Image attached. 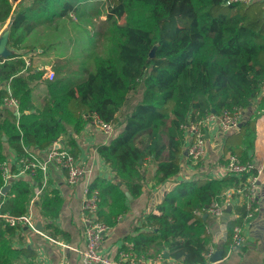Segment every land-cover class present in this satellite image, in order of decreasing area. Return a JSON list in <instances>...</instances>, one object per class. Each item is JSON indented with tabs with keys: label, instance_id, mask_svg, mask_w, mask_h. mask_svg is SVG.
<instances>
[{
	"label": "trees",
	"instance_id": "16d2710c",
	"mask_svg": "<svg viewBox=\"0 0 264 264\" xmlns=\"http://www.w3.org/2000/svg\"><path fill=\"white\" fill-rule=\"evenodd\" d=\"M88 17L98 20L96 31L109 43L57 58L52 64L54 77L47 81L48 96L38 105L29 104V83L43 70L26 66L16 50L66 47L72 41L71 34L65 36L68 26L77 20L80 34L91 21ZM4 24L14 52L0 59V102L8 85L18 109L32 110L16 120L3 107L0 161L2 135L24 154L26 148L48 147L61 135L73 137L70 128L78 132L94 117L109 123L113 134L97 151L115 179L96 178L92 186L101 196L99 217L110 226L126 209L125 190L132 197L141 193L147 160L156 166L157 183L180 171L182 125L225 109H244L264 84V0H103L97 9L83 0H30L14 6L0 0V27ZM44 27L52 28L50 43L43 38L47 30L39 33ZM256 117L251 114L236 132L225 136L224 152L248 160L245 149L253 143ZM246 177L229 174L179 182L164 195L160 213L145 216L147 228L128 237L132 244L126 249L144 256L167 252L174 264H204L213 240L205 229L206 207L220 200L225 188L241 187ZM29 190L24 181L11 183L13 195H6L1 211L24 212ZM235 207L238 217L227 220L226 249L232 226L250 220L245 204ZM5 230L10 233L12 227ZM4 253L0 250V264H8Z\"/></svg>",
	"mask_w": 264,
	"mask_h": 264
},
{
	"label": "crops",
	"instance_id": "0c3cea01",
	"mask_svg": "<svg viewBox=\"0 0 264 264\" xmlns=\"http://www.w3.org/2000/svg\"><path fill=\"white\" fill-rule=\"evenodd\" d=\"M5 27L6 24L0 27V34ZM7 46L11 52H14L8 43ZM58 48L60 47L55 45L44 51L39 47L32 50L26 48L16 50L26 66L43 70L39 79L29 83L31 87L29 104L38 105L43 97L48 96V79L45 77L46 70L43 68L47 65H44L42 61L49 59V55H53ZM63 48L67 51L68 46L66 48L63 46ZM61 55L60 59L68 58V55ZM51 69L53 70L52 65ZM22 73L25 74L24 72ZM10 92L12 94L11 89ZM12 96L18 102V99L13 94ZM3 98L0 102V114L3 113V107H6L17 120L19 116L32 110L20 111L18 105L17 108L6 106L3 104ZM254 113L257 114V117L254 124L253 143L245 149V152L248 158L247 161L261 168V173L258 175L255 185L257 210L253 218L241 224L245 237L243 248L240 247L229 254L226 253L227 249L224 243L227 239V220L238 217L235 206L244 205L245 194L244 192L237 193L235 188L231 186L222 191L220 200L224 205V214L218 218L206 215L207 224L210 226V231L213 235L211 244L215 246V250L218 246L223 248L222 259L215 262L210 261V264H264V97H261L259 93L252 99L250 105L243 109L241 122L244 123ZM203 129L206 142V155L203 159L195 163L190 162L185 153L187 143L185 138L181 168L174 177L161 183L155 182L156 166L152 161L147 160L144 164L145 183L141 193L137 197H132L131 195L127 197L126 195L124 202L126 209L116 217V222L113 225H108L99 217L109 226V230L104 235L101 243V251L117 264H127L124 259L120 258V252L128 251L126 248L132 244L128 237L147 228L143 227L145 216L150 212L160 213L158 206L161 204L164 195L179 182L187 181L194 177L221 179L228 175L224 173L223 169L221 171L220 167V165L225 163L227 155L230 154L223 151L224 138L227 134H222L217 124L213 123L205 125ZM69 130L73 137L61 135L58 139L86 168H91L92 180L103 178L107 181H113L115 173L103 161L97 151L98 146L107 143L110 137H107L92 123L84 124L78 132L71 131V128ZM1 139L4 157L0 164L5 161L9 163L11 171H17L19 166L16 159L23 154H18L8 144L5 135H2ZM53 142L44 149L31 147L25 150L33 152L39 158H43L45 151L48 150ZM0 177L2 179L1 170ZM18 180L26 182L30 188L28 199L25 202V210L20 214L29 213L35 229L9 226L12 227L9 233L5 230L8 225L4 222L0 224L1 230L4 232L0 239V250L3 251L5 249L4 257L8 264H84L75 251V249L83 248L85 245L84 225L80 214L83 199V182L80 181L73 185L69 184L65 170L53 164L48 166L46 173L36 170L32 176L23 174L18 179L7 183L9 188L5 192H2V189L7 184L0 186L2 187L0 192L1 213H9L8 211L2 212L1 206L7 198L6 195L11 193V183ZM43 183L44 187L36 195V188ZM126 192L128 191L125 190V194ZM11 194L13 195V193ZM105 210H107L106 207ZM163 253H160L162 258L156 264H174V261L169 257L165 258Z\"/></svg>",
	"mask_w": 264,
	"mask_h": 264
},
{
	"label": "built area",
	"instance_id": "2783aa9c",
	"mask_svg": "<svg viewBox=\"0 0 264 264\" xmlns=\"http://www.w3.org/2000/svg\"><path fill=\"white\" fill-rule=\"evenodd\" d=\"M230 1H243L251 2L252 0H228ZM45 77L48 80L53 79L54 71L47 70ZM7 95L3 98V104L17 108L18 102L12 96L9 87H6ZM259 94L264 97V84L261 86ZM243 115V109L228 110L225 109L218 114H209L204 119L198 122L189 121L187 124L182 125L184 129V136L186 138L185 153L190 162L195 163L203 159L206 155V142L204 138V126L207 124H217L219 131L222 134H230L236 132L239 128ZM92 124L99 128L107 137L113 134L112 125L107 122L99 120L94 117ZM18 170L11 171L9 163L3 161L0 164L1 176L3 184H7L14 179H18L23 174L32 176L36 170H41L46 173L48 166L53 164L60 167L66 172L67 182L71 185L80 181L83 182L82 194L83 199L81 202L80 214L84 225L85 245L83 248L75 249L84 264H117L109 256L101 251V243L104 235L109 230V226L99 218L98 209L101 202V196L98 188L92 186V171L91 168H86L71 151L62 144L60 139H57L45 151L43 158H39L33 152L25 151L17 159ZM221 171L223 169L225 174L240 177L247 174L245 184L239 188H235L237 193L245 194L244 204L248 210L246 218H253L256 213L257 207L255 204V185L258 175L261 173V168L254 165L250 161L242 162L234 154H228L223 165H220ZM44 183L37 187L35 194L37 195ZM2 187H0L1 192ZM206 215L212 218L221 217L224 214V205L221 200H213L206 207ZM0 219L12 227H24L26 229H35L32 217L29 213L13 215L9 213H1ZM206 231H210V226L205 225ZM245 241L242 227L239 224L232 226L229 236V245L226 253L240 248ZM215 251V246L210 245L205 256L207 261L204 264H210V257ZM120 258L124 259L127 264H156L162 258L159 253L152 257H145L142 255L134 254L131 251H121ZM62 264V263H61Z\"/></svg>",
	"mask_w": 264,
	"mask_h": 264
},
{
	"label": "rangeland",
	"instance_id": "374dc122",
	"mask_svg": "<svg viewBox=\"0 0 264 264\" xmlns=\"http://www.w3.org/2000/svg\"><path fill=\"white\" fill-rule=\"evenodd\" d=\"M10 1L12 3V6H14L18 2L26 4L30 0H21V1L20 0H10ZM102 1L103 0H83L84 5H86L87 7H93L94 9L99 8L101 6ZM88 19L91 21L86 25L85 28H83V30L80 34L77 33V30H78L77 25H76V22H78L77 20L75 21V23H72L68 26L67 32H65L66 33L65 36L67 37L68 34H71V37H72L71 44L67 45L68 46L67 51L64 50V48L62 46L63 44H62L61 46H59L60 48L54 52L53 55H49V57H50L49 59H46V60L44 59L42 61V63L44 65H47V66L43 67L46 71L49 69L52 70L51 65L53 64V62L56 61L57 58L62 57L61 54H64L63 56L68 55L70 57L78 56V55H80L79 50L85 49V48L87 49V47L91 46L92 44H97L98 46H100V45L106 46L109 43V41H108L109 39L107 40L106 36L102 39V37L99 35L100 32L96 31V29H97L96 27L99 24L98 20H95L93 18L91 19V17H88ZM50 27H52V26H50ZM50 27H44L42 30L39 29L40 34H43V32L45 30H47V31H45L46 34L43 38L50 40V41H48L49 43L51 41H53V39H54V37H52V35H50V34H52V33H50L52 30V28H50ZM90 30H93V31H90ZM89 36H91V38L88 39L87 37H89ZM29 38L31 39L33 37L29 36ZM77 38H79V40ZM74 64L75 63L71 62V66L74 67ZM81 75H80V77H81ZM132 100H133V98H132Z\"/></svg>",
	"mask_w": 264,
	"mask_h": 264
},
{
	"label": "water",
	"instance_id": "95a60500",
	"mask_svg": "<svg viewBox=\"0 0 264 264\" xmlns=\"http://www.w3.org/2000/svg\"><path fill=\"white\" fill-rule=\"evenodd\" d=\"M7 42H8V30L6 29L0 34V59H5L11 54V51L8 49ZM150 54L152 55V52ZM242 123L243 122L239 124V127L242 125ZM8 188H9V184L5 185L2 189V192H5ZM126 195L127 197H130V194L128 192H126ZM203 217H206V213L203 215ZM222 249H223L222 246H218L217 249L211 255L210 261L215 262L222 259ZM163 256L167 258L168 257L167 252H164Z\"/></svg>",
	"mask_w": 264,
	"mask_h": 264
}]
</instances>
